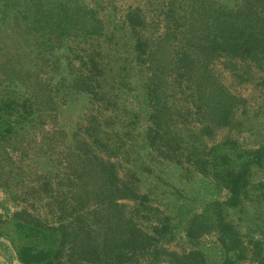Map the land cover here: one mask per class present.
Wrapping results in <instances>:
<instances>
[{
    "label": "trees",
    "instance_id": "1",
    "mask_svg": "<svg viewBox=\"0 0 264 264\" xmlns=\"http://www.w3.org/2000/svg\"><path fill=\"white\" fill-rule=\"evenodd\" d=\"M183 1L169 2L164 12V29L158 35L145 34L141 13L129 15V25L135 32L134 60L143 77L140 80L150 109L146 114L150 124L136 137L138 144L148 147L162 160L212 174L230 193L227 205L236 206L249 186L251 165L264 166V137L257 148L245 149L230 138L208 146L206 138L217 129L236 126L235 109L242 102L222 82L213 62L227 58L226 66L232 72L239 66L245 68L242 72L251 68L264 70V0H186L185 4ZM12 3L22 9L11 15L13 22L8 32L0 30L1 35L7 34L4 40L16 38L9 30L14 25L17 32L21 20L34 26L28 34L32 40L55 33L57 28H64L59 35L66 37L70 33L67 27L74 32L78 23L89 28L81 37L83 42L86 34L99 38L100 26L86 23V19L96 22L93 15L89 18L81 15L84 23L74 21L68 2L13 0ZM0 18L4 21L6 16ZM2 55L7 57L0 63L6 79L12 80L15 73L27 74L30 70L24 69L16 49L3 45ZM76 58H80L75 78L79 89L89 93L94 88L103 89L107 82L113 83L109 72L111 59L105 60L98 52ZM111 102L122 107L129 117L125 102L116 96ZM13 103L10 94H0V109L8 110V115L14 109ZM27 103L31 104L29 96L22 103L24 108ZM100 126L94 122V135L81 138L82 146L70 150L72 162L65 169L73 179L53 187L50 175L45 173L40 186L27 187L34 200L47 196L49 201L45 205L46 217L34 215L26 208L12 215L24 240L17 247L20 260L27 264H157L168 255L173 264H208L201 250L178 254L163 247L171 223L161 220L155 225L146 223L152 206L138 195L132 180L118 176L116 162L110 160V155H101L119 146L113 140L124 143L122 135L111 138ZM255 186L264 189V182ZM125 198L135 201L129 213L119 202ZM194 218L193 223L197 221ZM215 224L222 245L234 251L238 260L264 264L263 242L251 237L252 231H240L222 215L217 216Z\"/></svg>",
    "mask_w": 264,
    "mask_h": 264
},
{
    "label": "rangeland",
    "instance_id": "2",
    "mask_svg": "<svg viewBox=\"0 0 264 264\" xmlns=\"http://www.w3.org/2000/svg\"><path fill=\"white\" fill-rule=\"evenodd\" d=\"M12 1L0 0V17L6 16L4 21L0 18L1 31L8 32L13 22L11 15L16 9H22ZM171 1L61 0L62 4L68 2L70 5L74 21L84 23L81 15L89 18L92 14L96 22L86 19V23L100 26L99 38L86 34V42L81 37L89 28L79 23L74 32L67 27L70 33L66 37L59 35V31L65 29L57 28L55 33L32 40L28 34L34 26L26 24V20H21L17 32L14 25L9 30L16 38H5V42L3 36L7 34H0V56L3 45L16 49L24 69H30L27 74L21 71L8 80L0 67V94H10L15 101L11 115L8 110L0 109V264H27L17 254V247L24 240L15 228L12 215L26 208L34 215L46 217L45 205L49 198L34 200L27 187L40 186L45 173L50 175L48 179L53 187L73 179L71 172L65 169L72 162L70 150L82 146L81 138L85 140L94 135V122L101 124L111 138L122 135L124 143L113 140L120 147L103 151L101 155H110V160L116 162L118 176L132 180L138 195L144 196L143 201L152 206L147 213L150 217L147 224L155 225L160 220L171 223V232L165 236L168 241L162 242L168 252L179 254L198 249L205 253L208 264H257L252 260H238L234 251L226 250L215 223L217 216H224L240 231H252L249 235L260 238L264 249V189L255 186L264 182V166L256 168L251 163L246 192L238 205L229 206L226 203L230 196L228 189L212 174L162 160L148 147L138 144L136 133L145 132L150 124L146 117L150 109L140 80L143 77L134 60L135 32L128 19L138 11L144 16L145 34L158 35L164 29V12ZM75 33L79 35L73 36ZM92 52H98L105 60L111 59L109 72L113 83L107 82L103 89L94 88L87 93L79 89L75 81L80 64V58L76 57ZM6 58L2 55L0 63ZM227 63L228 59L221 57L213 66L230 92L238 100L242 99L235 109L236 126L220 127L206 138V142L211 146L230 138L245 149L257 148L264 137V70L251 68L242 72L245 68L239 66L232 72ZM106 90L111 92L107 94ZM28 96L31 104L27 103L24 108L22 103ZM115 96L125 102L129 117L122 107L111 102ZM119 202L125 205L128 213L135 203L132 198ZM193 217L197 220L195 223ZM163 257L157 264H173L168 255Z\"/></svg>",
    "mask_w": 264,
    "mask_h": 264
}]
</instances>
